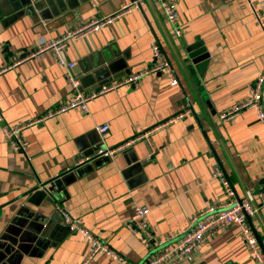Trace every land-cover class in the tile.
I'll return each instance as SVG.
<instances>
[{
  "label": "crops",
  "instance_id": "1",
  "mask_svg": "<svg viewBox=\"0 0 264 264\" xmlns=\"http://www.w3.org/2000/svg\"><path fill=\"white\" fill-rule=\"evenodd\" d=\"M133 0H0V264H84L90 243L60 210L82 222L124 263L100 254L87 264H142L157 241L179 242L191 219L226 200L214 178L219 166L236 196L264 190V125L256 111L222 122L243 103L248 83L264 68V0H175L184 35L177 38L156 0L60 51L47 45ZM157 40L178 78L146 74L88 103L27 128L26 152L13 151L6 123L24 125L75 96L67 76L90 94L147 71ZM210 54L201 77L188 49ZM72 64L73 67L67 65ZM192 108L194 111H192ZM108 125L102 138L98 126ZM118 149V150H117ZM115 150L112 155L100 151ZM68 197L56 206L29 202L57 177ZM135 206L150 209L152 239L128 228ZM250 228L264 245V212ZM238 226H229L183 261L169 264H255Z\"/></svg>",
  "mask_w": 264,
  "mask_h": 264
},
{
  "label": "built area",
  "instance_id": "2",
  "mask_svg": "<svg viewBox=\"0 0 264 264\" xmlns=\"http://www.w3.org/2000/svg\"><path fill=\"white\" fill-rule=\"evenodd\" d=\"M159 4L161 11L171 26L174 35L177 38H181L186 30V26L182 24L180 20V14L176 7L175 0H156ZM144 3V0H133L130 3H126L115 14L106 17L93 19L88 23H84L76 30L69 32L66 36L61 37L55 41H52L47 45V48L52 49L58 61L64 65L65 61L61 58L60 51L65 48L66 41L71 38H84L91 33L98 31L100 28L111 24L114 20L132 12L135 9L140 8ZM255 11L258 25L264 32V19L261 14ZM153 51V64L145 72L133 77L124 79L122 82L102 88L98 92L84 94L79 91V83L71 77L69 74L67 79L69 80L72 88L75 91L74 98L62 107H59L55 111H51L38 119L31 121L24 125H12L5 124L4 133L7 139L9 147L15 152H26V144L23 139V132L32 126L43 123L45 120L52 118L58 114L64 113L67 110L81 108L84 111L88 109V103L96 99L99 95L107 93L121 85H129L136 83L139 78L146 74H164L170 81L172 86L178 85V78L174 73L170 61L164 55L159 43L155 40L152 43ZM73 67L72 64L67 65ZM247 91L249 92L248 98L230 109L222 111L219 115V119L226 123L234 121L245 110H255L258 119L264 124V68L254 81L248 83ZM0 121H4V117L0 114ZM102 138L106 137L109 126L102 125L97 127ZM118 150V149H117ZM115 150L100 151L99 155L109 156L112 155ZM214 178H216L222 186L223 192L226 196V200L218 205H212L206 208L204 211L196 214L187 227L183 238L177 243H167L165 241H157V249L150 253L146 260L142 264H169L172 260L179 262L183 261L188 255L199 251L205 244H207L213 237L220 232H224L229 226H238L241 231L242 239L250 249L255 258V264H264V255L261 252L257 243L256 237L252 232L248 219L252 220L261 211L264 212V190L257 192H247L246 195L239 199L236 196L235 190L227 176V174L217 166L213 172ZM65 221L72 227V229L82 235L90 243V255L84 262L87 264L90 260L100 254H105L115 261L124 263L125 259L118 255L115 251L111 250L106 244H103L93 233L85 229L82 222L78 219H72L67 213L60 210ZM150 209L145 206H135L133 216L130 222L127 224V228L136 235L141 241L148 242L152 239V231L149 227L148 215Z\"/></svg>",
  "mask_w": 264,
  "mask_h": 264
},
{
  "label": "water",
  "instance_id": "3",
  "mask_svg": "<svg viewBox=\"0 0 264 264\" xmlns=\"http://www.w3.org/2000/svg\"><path fill=\"white\" fill-rule=\"evenodd\" d=\"M14 3V8L19 9L21 4L17 3V0H7ZM190 52V58L192 59V65H194L197 69V72L201 77L204 76V73L207 69L209 64L210 54L206 51L203 47V43H197L196 45L191 46L188 49ZM192 111L193 108H192ZM65 179L63 177H57L55 180L50 181L42 186V189H39L32 193L29 202L34 204L35 206L40 207L44 201L52 206H56L57 203H61L59 198V194L62 193L64 197H68V193L66 191V184ZM248 222L251 225V220L248 219ZM254 235L256 237L257 243L261 252L264 255V245L262 240L260 239L259 235L256 233L255 230Z\"/></svg>",
  "mask_w": 264,
  "mask_h": 264
},
{
  "label": "rangeland",
  "instance_id": "4",
  "mask_svg": "<svg viewBox=\"0 0 264 264\" xmlns=\"http://www.w3.org/2000/svg\"><path fill=\"white\" fill-rule=\"evenodd\" d=\"M245 111H249V110H245ZM253 111H255V110H253ZM260 123H262L261 121H260ZM263 124V123H262ZM264 125V124H263ZM249 223V222H248ZM249 225H250V223H249Z\"/></svg>",
  "mask_w": 264,
  "mask_h": 264
}]
</instances>
